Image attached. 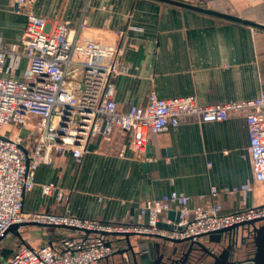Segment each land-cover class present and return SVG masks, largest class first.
I'll use <instances>...</instances> for the list:
<instances>
[{"label":"crops","instance_id":"obj_1","mask_svg":"<svg viewBox=\"0 0 264 264\" xmlns=\"http://www.w3.org/2000/svg\"><path fill=\"white\" fill-rule=\"evenodd\" d=\"M180 1L262 26L163 0H33L31 9L50 25L65 22L73 30L83 17L81 39L118 47L123 71L111 82L120 108L145 102L150 91L162 98L192 94L201 105L258 96L264 90V0ZM14 5L15 0H0L3 45L16 43L23 28L24 14L17 13ZM26 64L25 57L9 55L3 75L20 79ZM147 141L143 151H137L130 134L114 128L108 138L90 139L78 161L68 151L55 153L52 164L37 167L33 187L23 194L22 210L67 211L103 222H132L146 199L171 190L189 195V205L194 206L214 199L211 186L223 190L245 183L251 185L247 192L219 193L223 212L264 202V184L252 178L244 111L211 122L184 116L178 126L149 134ZM43 182L61 188L67 201L43 194ZM73 231L21 226L23 242L13 233L6 234L3 238L9 235V239L0 242V250H10L0 259L5 262L20 243L57 246L62 236ZM118 238L114 243L120 248ZM119 255L115 252L99 264H113Z\"/></svg>","mask_w":264,"mask_h":264},{"label":"built area","instance_id":"obj_2","mask_svg":"<svg viewBox=\"0 0 264 264\" xmlns=\"http://www.w3.org/2000/svg\"><path fill=\"white\" fill-rule=\"evenodd\" d=\"M32 2L15 0V11L24 14L20 37L16 43L0 44V235L23 222L73 228L77 233L65 234L57 246L20 243L3 264H99L116 252L115 237L121 234L195 242L209 232L264 217V202L223 212L217 199L221 192H247L249 183L223 190L211 186L214 199L194 206L189 205V195L171 190L146 199L132 222H103L67 211H23V194L33 187L37 167L52 164L55 153L68 151L78 161L90 139L108 138L114 128L129 133L131 145L143 151L149 134L178 126L184 116L211 122L244 111L252 178L264 184V90L251 99L207 105L192 94L162 98L150 91L145 102L120 108L111 82L123 71L118 47L81 39L83 17L76 30L65 22L50 25L32 11ZM9 55L26 58L22 78L3 75ZM40 189L58 200L68 199L53 182L40 183ZM229 264L253 263L244 258Z\"/></svg>","mask_w":264,"mask_h":264},{"label":"water","instance_id":"obj_3","mask_svg":"<svg viewBox=\"0 0 264 264\" xmlns=\"http://www.w3.org/2000/svg\"><path fill=\"white\" fill-rule=\"evenodd\" d=\"M175 5L183 6V7H188L194 10H200L204 12H208L211 14H215L224 18L228 19H233L237 21H243L246 23H251L254 25L262 26L259 24H256L255 22L242 19L239 17H235L229 14L221 13L215 10H210L203 8L202 6H196L188 2L180 1V0H163ZM148 150V147H146ZM170 216H174L175 213L173 211L169 212ZM256 222H261L260 225H256ZM39 225L35 222H23L20 224H12L10 225L2 234L0 235V241L3 239V237L8 234V233H13L15 234L21 242H23L22 237L19 232V227L24 226V225ZM244 225H250L252 228V239H253V247L254 250L250 256H247L246 258H249L253 264H264V217L251 220V221H246L242 222L230 227H226L223 229H220L215 232H209L207 234H204L202 238H204V242L202 241H188L186 239H180V240H175V239H169V238H164L160 237L157 235H146V236H152L154 238H158L162 240L163 242L152 241L153 246L150 248H147L146 250L143 248L141 250H137V246L140 243L139 240H136V242H132L130 240V237L133 235H139V234H134V233H125L121 234L120 238L118 240L121 241L118 242L119 247H117L116 252L118 251V254L122 253V263L123 264H159V262H156L153 260V257L155 255H158L156 259L158 258L159 260L166 255L170 256L175 253L180 252L183 248L186 242L188 243V250L189 247L192 246V244L196 245L197 247L201 248L203 251L207 252L210 257L212 258L210 264H229L232 262V257L233 255L232 252L229 250V246H226L223 248L219 253L212 252L213 247L216 244H221L223 243V239L227 235L229 237H233L236 229L240 226ZM73 229V228H72ZM86 232H89L86 230ZM122 238V239H121ZM225 240V239H224ZM145 244L148 245V242L145 241ZM212 245V246H211ZM210 247V248H209ZM10 250L9 248L3 247L0 250V255L1 257L5 256L6 251Z\"/></svg>","mask_w":264,"mask_h":264},{"label":"rangeland","instance_id":"obj_4","mask_svg":"<svg viewBox=\"0 0 264 264\" xmlns=\"http://www.w3.org/2000/svg\"><path fill=\"white\" fill-rule=\"evenodd\" d=\"M30 129H32V126H29ZM4 131V130H3ZM11 134L14 133V131L12 130L10 132ZM256 183V182H254ZM261 222H256V225H260ZM37 229H42V226H35ZM250 225H244V226H240L236 229L235 233H234V239L236 241L237 246L235 247V249L233 250V255H232V261H240L243 260L244 258H246L247 256H250L254 250L253 248V239H252V233L249 232L252 230L249 229ZM71 233H77L76 230H74ZM111 237V236H109ZM152 236H146V235H135V237H133V242H136V240H139V244L136 247L137 250H141V249H147L153 246L152 241L157 240L159 242H163L162 240H158L157 238H151ZM7 239H9V235L7 238H3L1 241H7ZM225 239V240H224ZM223 239V243L228 239V236L226 235L225 238ZM0 241V242H1ZM145 241L148 242V245L145 244ZM15 249V248H14ZM208 261V260H207ZM211 260L208 261V263L203 262L202 264H210ZM0 263H4V259L1 258L0 259Z\"/></svg>","mask_w":264,"mask_h":264},{"label":"flooded vegetation","instance_id":"obj_5","mask_svg":"<svg viewBox=\"0 0 264 264\" xmlns=\"http://www.w3.org/2000/svg\"><path fill=\"white\" fill-rule=\"evenodd\" d=\"M202 240L204 242V238H201V240L199 241H202ZM226 246H229L230 252H233V250L237 246L234 237L231 236L224 243L216 244L213 247L212 252L219 253ZM187 248H188V243L186 242V244L184 245V248L180 252L167 256V257L165 255L160 260L158 258L156 259L158 255H155L153 257V260H155L156 262H159V264H202L203 262L208 263L209 260H212V258L207 252L203 251L201 248L197 247L194 244H192V246L189 247V250ZM119 256H120L119 260L113 264H123L122 263L123 261L121 259L122 253H120Z\"/></svg>","mask_w":264,"mask_h":264},{"label":"trees","instance_id":"obj_6","mask_svg":"<svg viewBox=\"0 0 264 264\" xmlns=\"http://www.w3.org/2000/svg\"><path fill=\"white\" fill-rule=\"evenodd\" d=\"M249 232H251V233H252V230H251V231H249Z\"/></svg>","mask_w":264,"mask_h":264}]
</instances>
